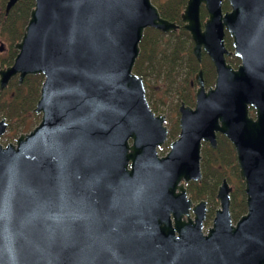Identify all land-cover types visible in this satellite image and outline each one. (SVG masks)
Segmentation results:
<instances>
[{"label":"water","instance_id":"95a60500","mask_svg":"<svg viewBox=\"0 0 264 264\" xmlns=\"http://www.w3.org/2000/svg\"><path fill=\"white\" fill-rule=\"evenodd\" d=\"M223 1L186 0L179 24L152 0H34L0 66V91L43 76L38 124L0 143V264H264V0ZM148 27H182L215 71L207 87L196 71L194 105L180 101L161 156L165 115L133 72ZM7 126L0 118V137ZM218 134L233 145L246 212L233 223L223 177L204 233L207 200L186 185L202 180V144L216 148Z\"/></svg>","mask_w":264,"mask_h":264},{"label":"trees","instance_id":"16d2710c","mask_svg":"<svg viewBox=\"0 0 264 264\" xmlns=\"http://www.w3.org/2000/svg\"><path fill=\"white\" fill-rule=\"evenodd\" d=\"M5 1L0 4L2 12L5 8ZM152 2L157 6L162 17L181 24L180 14L186 0H152ZM33 4L34 0H18L10 10L9 18L5 21L0 34H6L12 40L19 39L23 33V28L27 23L29 11ZM222 7L224 10L229 9L227 0L223 1ZM205 16L206 12L202 8L201 17L204 18ZM230 41V37L227 36L226 46L228 49H232ZM139 46L140 53L133 67L134 73L146 76L159 68V70L162 69L161 72L165 73L164 75L169 76L167 72L171 73L176 71L178 67L182 68V64H179L181 62L179 60L182 59L180 52L182 49L187 55V73L194 75L201 67L203 69L205 84L207 86L213 84L215 71L210 58L203 52L202 61L198 63L192 54L190 36L182 27L176 32L168 33L148 27L144 30ZM15 53L13 50L0 64H10ZM227 61L232 65H236L239 59L231 55L227 57ZM42 79V75L40 74L27 75L21 84L15 79L6 89L0 92V94L5 93L9 88H12L10 97L0 102V111H2V115L9 122L14 123L19 132H26L40 118L38 114L33 112V109L39 96ZM187 82L185 85L186 92L178 93V98L186 104H192L194 100L193 94L191 93L190 82ZM150 107L155 112V109L152 106ZM174 125L173 128L170 126L171 136H174L178 132V122L176 121ZM201 154L200 166L203 177L200 182L192 181L187 185L188 194L193 200H209V214L211 215L215 206L218 205V201L215 199L217 186L222 178L226 176L234 186L233 191L230 193V211L232 219L236 221L246 212V204L244 184L239 178L233 145L225 136L219 134L217 147L212 148L208 143H203ZM227 168H230L229 174L225 172Z\"/></svg>","mask_w":264,"mask_h":264},{"label":"rangeland","instance_id":"374dc122","mask_svg":"<svg viewBox=\"0 0 264 264\" xmlns=\"http://www.w3.org/2000/svg\"><path fill=\"white\" fill-rule=\"evenodd\" d=\"M3 1H5V0H0V4ZM19 39L12 40L8 36L7 42L9 43V45L11 47ZM180 52H181L182 59L179 60V61H181L179 64H182V68L178 67V69L176 71H173L171 73L167 72L169 76L164 75L165 73L161 72L162 69L159 70V68L156 69V71L151 73V74H147L146 76H142L144 78L145 96L148 100L149 105L155 109V113H163L165 115V119H166L165 124L167 125V127L169 129L168 139L165 141V143L161 147L157 148L158 154L160 156L164 155L169 150V143L172 140H174L175 138H177L178 132L174 136L170 135V126L173 128L175 126L174 125L175 122L176 121L178 122V118H179L178 107H179V104L181 101L178 98V93L186 92V88H185L186 81L190 82V88H191V93L193 94V99H194V95H195L196 86H195V84L192 86L191 82L193 81L194 75L196 72L194 73V75L187 73V70H188L187 55H186V52H183L182 49ZM9 55H10V53L6 54L5 52H0V62L3 59L7 58ZM201 61H202V57H201ZM158 70H159V73L157 74ZM206 87H207V85H206ZM2 91H0V92H2ZM11 91H12V88H9L5 93L0 94V102L5 101L8 99V97H10ZM193 103H194V100H193ZM193 103L189 104V105L193 106L194 105ZM33 112H35L34 109H33ZM250 113H251V115L254 116L253 112H250ZM38 115L40 116V114H38ZM2 117L5 118L2 115V111H0V118H2ZM5 120L8 122V126H7L5 133L3 135H1V137H0V143L3 146H6V144L8 142L14 143L15 138L20 133H22V132H19L18 128H16L14 126V123H11V121L9 122L6 118H5ZM39 120H40V118L38 119L37 123H35V125L38 124ZM33 127L26 130V132L31 130ZM202 146H203V144H202ZM225 172H226V174H229L230 168H227ZM202 177H203V174H202ZM228 182H229L230 186L233 187V189H234L233 183L229 180H228ZM193 201L196 202L197 200H193ZM209 202L210 201L207 200L208 211H207L206 219L204 220V223H203V232L204 233L207 232V227L211 225L215 209L218 207V205H216L215 208L213 209V213H211V215H210L209 214V209H210L209 208L210 207ZM232 221H233V223L235 222V220H233V219H232Z\"/></svg>","mask_w":264,"mask_h":264},{"label":"flooded vegetation","instance_id":"af4514ba","mask_svg":"<svg viewBox=\"0 0 264 264\" xmlns=\"http://www.w3.org/2000/svg\"><path fill=\"white\" fill-rule=\"evenodd\" d=\"M6 2V1H5ZM15 5V4H14ZM14 6H12L10 9H9V11L7 12V13H5V8H4V10H3V12L1 11V7H0V32H1V29H2V27H3V25L5 24V21L9 18V12H10V10L13 8ZM205 18V17H204ZM204 18H202V19H204ZM227 36H229V34L226 32L225 33V44H226V37ZM230 37V36H229ZM7 38H8V35H6V34H0V44H2L3 45V50L1 51V52H5L6 54H9V53H11L13 50H15L14 49V44L10 47V45H9V43L7 42ZM191 39V38H190ZM231 39V38H230ZM192 41V40H191ZM231 42V41H230ZM192 46H193V43H192ZM227 47V46H226ZM231 47H232V44H231ZM228 48V47H227ZM233 49V48H232ZM232 49H228V50H232ZM15 52H16V50H15ZM203 53V52H202ZM16 54V53H15ZM206 54V53H205ZM233 55V54H232ZM231 56V55H230ZM235 56V55H234ZM227 57H229V56H227ZM236 57V56H235ZM14 58V57H13ZM238 58V57H237ZM227 59V58H226ZM239 59V58H238ZM12 61H13V59H12ZM239 62H240V59H239ZM239 62H238V64H239ZM12 63V62H11ZM10 63V64H11ZM231 64V63H230ZM237 64V65H238ZM6 65H9V64H0V66L1 67H3V66H6ZM232 65V64H231ZM237 65H232V66H234V67H237ZM214 67V66H213ZM203 70V69H202ZM42 78H43V76H42ZM15 79H17L18 80V78L17 77H14V78H12L11 80H10V83L13 81V80H15ZM24 80V79H23ZM43 80V79H42ZM9 83V84H10ZM191 85L193 86L194 84L191 82ZM9 86V85H8ZM194 104V103H193ZM189 105V104H188ZM250 112H253L254 113V109L252 108V107H250ZM251 114V113H250ZM178 132H179V127H178ZM219 135V134H218ZM218 135H217V137H218ZM222 135V134H221ZM230 142V141H229ZM231 143V142H230ZM190 182H192V181H189L188 183H187V185L190 183ZM193 182H195V181H193ZM187 185H186V188H187ZM232 191H233V187H232ZM231 191V192H232ZM188 193V192H187ZM189 195V194H188ZM190 196V195H189ZM191 197V196H190ZM193 200V199H192ZM197 201H199V200H197ZM196 201V202H197Z\"/></svg>","mask_w":264,"mask_h":264},{"label":"bare ground","instance_id":"6f19581e","mask_svg":"<svg viewBox=\"0 0 264 264\" xmlns=\"http://www.w3.org/2000/svg\"><path fill=\"white\" fill-rule=\"evenodd\" d=\"M37 114V113H36ZM38 121V120H37Z\"/></svg>","mask_w":264,"mask_h":264}]
</instances>
